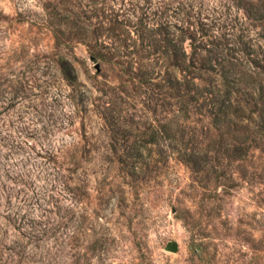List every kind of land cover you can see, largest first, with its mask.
<instances>
[{"label": "rangeland", "instance_id": "374dc122", "mask_svg": "<svg viewBox=\"0 0 264 264\" xmlns=\"http://www.w3.org/2000/svg\"><path fill=\"white\" fill-rule=\"evenodd\" d=\"M74 2L88 32L111 20L134 30L132 24L146 11L179 25L186 18L192 27L202 23L220 34L249 27L256 37L260 29L234 0ZM62 6L61 0H0V259L10 264L76 260L92 240L93 221L117 235L105 259L99 252L92 258L95 264H264V150L251 148L240 160L227 157L218 132L197 116L184 124V136L164 134L159 144L148 143L142 132L169 122L175 128L172 108L134 89L115 60L91 58L87 39L66 33V43L58 47L48 22ZM106 34L100 42L109 44ZM90 41L95 44L96 38ZM62 57L72 63L74 80L65 77ZM117 131L128 140L122 136L114 144ZM136 142L145 145L144 158L136 163L144 170L137 184L141 192L137 198L125 189L128 200L119 205L117 183L126 173L124 159L133 162L128 152ZM195 146L211 156L199 171L185 155ZM61 149L74 152L73 203L46 163ZM94 212L102 217L98 223ZM6 217L15 220L6 226ZM173 240L178 252L165 249Z\"/></svg>", "mask_w": 264, "mask_h": 264}, {"label": "trees", "instance_id": "16d2710c", "mask_svg": "<svg viewBox=\"0 0 264 264\" xmlns=\"http://www.w3.org/2000/svg\"><path fill=\"white\" fill-rule=\"evenodd\" d=\"M61 1L63 6L60 10H53L48 22L58 47L66 43L67 40L63 38L66 33L69 38L75 35L87 39L85 43L92 51L91 58L108 63L115 60L122 68L121 75L127 76L134 89L156 99L157 104L172 108L171 112L177 118L175 128L169 122L163 125L164 128L157 127L150 132H142L141 135H149L148 143L159 144L164 134L184 136V124L197 116L201 120L207 119L209 130L218 132L221 137L220 148L227 157L240 160L248 155L251 148L264 150V0H234L235 6L244 10L252 25L260 28L256 37L252 36L249 27H241L239 32L232 30L220 34L215 28L202 23L192 27L187 24L186 18L179 25V21L173 22L163 13L156 17L154 11H146L143 17H139L132 24L134 30L123 21L111 20L113 25L110 22L106 27L100 21L99 25L88 32L83 15L75 11L74 0ZM185 16H188V12H185ZM116 24H120V28ZM123 31L127 35H123ZM133 31L136 38L131 34ZM105 32L106 38L110 40L109 44H105L106 40L100 42ZM91 38H96L95 44L90 41ZM98 44L109 50L96 48ZM60 64L65 77L74 80L72 63L62 57ZM115 133L114 144L120 142L122 136L127 139L124 132L122 135L120 131ZM143 145L136 142L130 146L128 155L132 156L133 162L124 159L126 173L124 178L121 177L123 180L117 183V190L122 193L119 205L128 200L127 188L139 197L141 189L137 185L140 183L138 178L144 170L136 163L144 158ZM196 148L195 146L191 153L185 155H189L187 162L199 171L209 165L211 156L205 151L196 152ZM58 151L56 154L51 152L50 155L53 156L48 157L46 163H49L48 167L56 175L64 196L73 203L74 200L77 201L76 189L78 190L72 185L75 168L70 163L74 152L66 155L64 149ZM110 170L111 168L107 169L100 184L108 177ZM110 190L114 192L115 189ZM131 215L130 222L133 213ZM92 216L97 223L102 220L99 212H94ZM6 219L9 220L6 226L12 224V219L15 220L11 217ZM95 225L97 226L92 221V240L83 254L88 255L87 264H95L92 261L98 252L99 258L109 255L117 238L112 228H97ZM12 247L16 248L18 245ZM15 252L21 253L23 250ZM83 256L79 255L76 260L70 257L66 264H82ZM150 262L142 260L137 264H153ZM10 263L0 259V264Z\"/></svg>", "mask_w": 264, "mask_h": 264}, {"label": "water", "instance_id": "95a60500", "mask_svg": "<svg viewBox=\"0 0 264 264\" xmlns=\"http://www.w3.org/2000/svg\"><path fill=\"white\" fill-rule=\"evenodd\" d=\"M96 69L99 71L100 70V66L99 64H96ZM166 250L170 251V252H178L179 250V242L176 240L170 241L167 243Z\"/></svg>", "mask_w": 264, "mask_h": 264}]
</instances>
